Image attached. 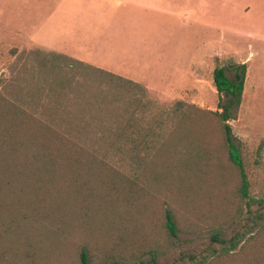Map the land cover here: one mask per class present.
I'll list each match as a JSON object with an SVG mask.
<instances>
[{
  "label": "rangeland",
  "instance_id": "1",
  "mask_svg": "<svg viewBox=\"0 0 264 264\" xmlns=\"http://www.w3.org/2000/svg\"><path fill=\"white\" fill-rule=\"evenodd\" d=\"M240 1L184 0L183 12L193 14L179 19L100 4L81 18L68 42L87 48L99 40L83 28L109 34L100 42L127 52L182 43L185 58L199 45L198 68L166 77L175 91L133 79L143 90L128 88L93 70L100 68L95 64L43 46L11 47L0 72V165L5 158L10 172L0 174V264H81L82 249L89 264H264V42H243ZM249 1L262 36L264 0ZM51 39L60 42L55 34ZM246 49L251 59L256 52L258 88L250 71L229 121L248 179L242 198L222 123L208 111L220 110L214 68L241 63ZM227 75L234 78L235 70ZM128 116L129 141L123 136L106 157L53 160L48 170L55 175L39 173L46 159L27 140L37 122L90 148L102 130L125 129ZM166 209L176 237L166 233ZM215 230L238 241L233 251L221 253L210 239Z\"/></svg>",
  "mask_w": 264,
  "mask_h": 264
},
{
  "label": "crops",
  "instance_id": "2",
  "mask_svg": "<svg viewBox=\"0 0 264 264\" xmlns=\"http://www.w3.org/2000/svg\"><path fill=\"white\" fill-rule=\"evenodd\" d=\"M184 0H0V72L3 70V62L7 60L9 51L13 45L17 47L43 46L54 52L66 54L70 57L95 64L104 69L112 70L120 76L142 81L148 85H157L160 88L167 87L175 91V85L167 83L171 78L183 74V70L198 68L200 65V48L197 45L195 53L183 57L188 47L180 44H171L167 48L154 52L151 48L132 49L124 51L117 50L111 44H103L101 38L104 36L101 31H87L85 35L98 38L97 46L87 48L84 43L79 45L76 42H68L77 34V25H81V18L90 12L96 11L98 5H127L134 12L143 11L144 15L151 13L164 15L179 19L181 15L192 16V11L183 12ZM231 1V0H230ZM242 1V0H241ZM240 1V2H241ZM258 1V0H257ZM263 1V0H261ZM246 25L240 29L243 42L253 45V41L264 42V35L260 36L258 18L255 19L248 7L252 4L244 0ZM251 13V14H250ZM63 22L62 32H58V24ZM230 28V27H228ZM226 30V28H225ZM179 33V32H178ZM193 33V32H192ZM60 36V42H54L51 36ZM257 37H260L257 39ZM62 42V43H61ZM72 45V46H69ZM209 46L214 47L215 44ZM254 46V45H253ZM161 49V48H160ZM165 50V52L163 51ZM193 50V48H192ZM255 49H253L254 51ZM105 51L107 54H104ZM241 63L246 65L244 83L248 75L253 72L252 80L258 88L259 71L252 70V62L256 56L249 58L248 50ZM132 52V53H130ZM170 53V56H169ZM184 58V59H183ZM182 70V72H181ZM247 75V76H246ZM168 79H167V78ZM244 85L241 95L243 97ZM241 106V104H240Z\"/></svg>",
  "mask_w": 264,
  "mask_h": 264
},
{
  "label": "trees",
  "instance_id": "3",
  "mask_svg": "<svg viewBox=\"0 0 264 264\" xmlns=\"http://www.w3.org/2000/svg\"><path fill=\"white\" fill-rule=\"evenodd\" d=\"M56 57H60V54H55ZM72 61L83 64V62L79 60H74L71 58ZM70 59V60H71ZM235 70V76L234 78H230L227 75V71H230V69ZM93 70L107 73L110 82L117 81L119 84H124L128 88H138L139 90L142 89V86L138 83L132 81L129 78L111 73V72H105L101 68L92 67ZM246 74V65L244 63H234L231 65H217L213 70V83L214 86L219 94V101H218V108L220 110L216 111H208V113H212L215 116H217L222 123V129L225 133V143L224 147L227 150L228 157L232 161V163L236 166L238 169L239 175H240V187L239 192L242 198L248 196V179L247 175L244 169V164L241 157V152L238 147V144L234 140V136L232 133L231 125L229 123L230 120L236 119L238 115V111L240 109L241 104V95L244 85V79ZM111 86V85H110ZM143 90V89H142ZM225 99L223 98V96ZM140 100V98H139ZM177 103H181L180 101H177ZM132 120L131 116H128L125 118L124 127L122 128L121 132L114 131L115 129L112 128H106L102 130V132H99V136L94 140V142H97V146H92L90 148L80 145L78 143H75V141L69 136V133L61 132L59 130H53L52 128H47L44 125H42V122H37L36 124V131L33 134H30V136L27 137V140L31 141L33 145L37 146L39 148V153L36 156L38 159L41 158L42 160H45L41 170V175H55L56 172L49 171L48 166L52 164L53 160H67L68 158H74L75 160H81L86 159L89 160L87 162L94 161L98 159V157H106L107 151L110 148H118L119 145L121 146V138L124 136L125 138L128 135H125L126 130L128 129V123H130ZM96 133V132H95ZM125 141L127 144L126 147L129 145L128 142ZM132 142V140H130ZM94 144V143H93ZM103 150L104 152L102 154H99L100 151ZM101 155V156H100ZM45 158V159H43ZM2 164H4V169L0 165V174L2 176L9 175L10 172H7L6 169V159L3 158ZM41 162V161H40ZM0 185H1V179H0ZM8 186V184H7ZM29 190V188L27 189ZM36 190V185L32 187V193H34ZM165 230L168 236L170 237H176L178 234V226L177 222L175 220V217L171 210L166 209L165 211ZM238 236V235H237ZM211 241L215 242L218 245H221V253H228L235 249V247L238 244V241L233 240V238H230L228 240H225V238L222 236L221 230H215L210 234ZM228 243V245H227ZM226 244V245H225ZM218 257L221 255H217ZM80 260L81 264H89L88 261V255L84 249L80 252ZM259 261H256L254 264H259Z\"/></svg>",
  "mask_w": 264,
  "mask_h": 264
}]
</instances>
